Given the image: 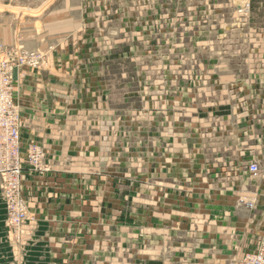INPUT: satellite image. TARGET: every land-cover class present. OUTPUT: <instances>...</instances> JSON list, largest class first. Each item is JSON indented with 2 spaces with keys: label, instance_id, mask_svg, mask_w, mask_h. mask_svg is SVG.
Returning <instances> with one entry per match:
<instances>
[{
  "label": "crops",
  "instance_id": "0c3cea01",
  "mask_svg": "<svg viewBox=\"0 0 264 264\" xmlns=\"http://www.w3.org/2000/svg\"><path fill=\"white\" fill-rule=\"evenodd\" d=\"M132 9L126 0H0V44L47 56L44 69L15 72L23 150L36 141L51 160L46 175L26 177V264H222L259 246L264 52L248 55L262 63L241 82L242 99L215 112L219 132L182 134V148L167 150L175 163L151 167L150 190L140 185L149 196L111 197L105 181L107 196H93L89 179L78 176L74 159L93 155L109 135H98L109 118V67L125 31L139 26ZM8 230L0 184V242ZM14 253L11 244L0 247L1 260Z\"/></svg>",
  "mask_w": 264,
  "mask_h": 264
},
{
  "label": "rangeland",
  "instance_id": "374dc122",
  "mask_svg": "<svg viewBox=\"0 0 264 264\" xmlns=\"http://www.w3.org/2000/svg\"><path fill=\"white\" fill-rule=\"evenodd\" d=\"M126 2L128 8L136 6L130 10L129 18L140 23L138 28L133 26L125 31L120 53L112 54L117 57L110 63L109 78H105L110 82L111 105L105 113L108 124L100 127L98 135L102 132L109 135L105 136L104 144L102 140L96 142L98 150L93 155L74 159L78 176L89 179L93 196H101L102 192L107 196L106 185L102 190L103 181L109 182L111 197L149 196L140 185L147 182L145 190H150L151 167L175 163L170 155L172 151L167 150L182 148V134L189 136L202 131L205 136L219 132L216 121L212 120L215 112L224 102L242 99L241 82L252 76L262 63L248 59V55L264 52V0H250L249 7L243 11L234 0ZM0 45L31 50L18 44ZM33 51L43 54V66L16 71L44 69L46 54ZM77 80L76 85H81L82 77ZM170 135L176 139L171 140ZM32 144L42 150L41 168L31 163L28 150ZM21 160V195L27 203L29 218L22 238L17 240L6 209L8 238H1L0 247L11 244L15 253L7 261L0 259V264H26L21 246L30 222L26 177L30 173L44 176L51 171V160L36 141H30L25 151L22 146ZM0 180L6 206L1 176ZM242 255L232 256L222 264Z\"/></svg>",
  "mask_w": 264,
  "mask_h": 264
},
{
  "label": "built area",
  "instance_id": "2783aa9c",
  "mask_svg": "<svg viewBox=\"0 0 264 264\" xmlns=\"http://www.w3.org/2000/svg\"><path fill=\"white\" fill-rule=\"evenodd\" d=\"M241 11L247 10L250 0H234ZM43 54L33 50L10 49L0 45V176L6 200L7 220L17 240L24 234L29 218L28 206L21 195L23 166L21 160L22 114L15 97L14 72L20 68L40 69ZM31 163L36 168L42 166V150L32 144L29 148ZM252 176L261 174L257 162L249 164ZM224 264H264V232L257 251L244 254Z\"/></svg>",
  "mask_w": 264,
  "mask_h": 264
},
{
  "label": "bare ground",
  "instance_id": "6f19581e",
  "mask_svg": "<svg viewBox=\"0 0 264 264\" xmlns=\"http://www.w3.org/2000/svg\"><path fill=\"white\" fill-rule=\"evenodd\" d=\"M255 251H257V249H256ZM255 251H254V252H255ZM250 253H253V252H250ZM247 254H248V253H247Z\"/></svg>",
  "mask_w": 264,
  "mask_h": 264
}]
</instances>
